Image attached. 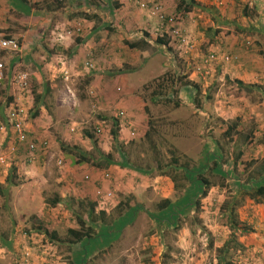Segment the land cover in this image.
Segmentation results:
<instances>
[{"label": "rangeland", "instance_id": "1", "mask_svg": "<svg viewBox=\"0 0 264 264\" xmlns=\"http://www.w3.org/2000/svg\"><path fill=\"white\" fill-rule=\"evenodd\" d=\"M25 1L0 0V35L24 46L0 52V264H264V0H195L189 12L180 0H95L91 13L83 0ZM66 37L79 56L56 72L48 55ZM214 53L230 60L205 64ZM14 92L32 138L50 143L34 163L7 123ZM80 222L94 237L71 244Z\"/></svg>", "mask_w": 264, "mask_h": 264}, {"label": "built area", "instance_id": "2", "mask_svg": "<svg viewBox=\"0 0 264 264\" xmlns=\"http://www.w3.org/2000/svg\"><path fill=\"white\" fill-rule=\"evenodd\" d=\"M83 4H84L83 8L85 9L84 11L90 13L93 9V6L88 4L86 0H83ZM143 6L145 5L143 4ZM154 13L156 12L154 11ZM159 13L160 12H158L157 14L159 15ZM159 18L162 22L161 25L162 29L166 28V25H170V26L174 25L175 20L173 17L170 16L168 17L163 14H160ZM173 33L177 36L180 45L184 46L185 52L187 53L193 52L196 49V43L194 41L190 40L187 37L181 36L180 34H178L177 30H174ZM69 34L71 35V31H68V35ZM21 51H22V44L21 42H19L18 39L15 38L7 39L4 36L0 35V52L20 53ZM218 58L220 61L230 60L229 56H222L220 58L218 57V55L214 53L207 57L205 64L218 61ZM4 67H5L4 63L0 62V80L4 78L3 76ZM199 74L202 78H205L210 74V70L207 66H205L202 69H200ZM15 82L21 90H26L29 87L28 74L21 73L17 75L15 78ZM69 92L71 93L70 90ZM121 115H123V113H121ZM27 117L28 115L25 109L22 108L15 101L13 105H11V109L7 117V123L13 130L14 134L16 135L18 142L20 144L26 145L25 148L27 151V161L33 163L37 159V153L39 151L47 152V150L50 147V143L47 140H39V139L29 140V132L26 127ZM62 163L63 161L60 160L59 165H62ZM5 164H6L5 157L0 156V172L2 171V168ZM99 194L101 195V192ZM108 196H111V194H108ZM103 197L104 195L102 194L101 198Z\"/></svg>", "mask_w": 264, "mask_h": 264}, {"label": "trees", "instance_id": "3", "mask_svg": "<svg viewBox=\"0 0 264 264\" xmlns=\"http://www.w3.org/2000/svg\"><path fill=\"white\" fill-rule=\"evenodd\" d=\"M21 1L26 2L25 0H21ZM64 1L65 0H62L59 4L60 5L63 4L62 2H64ZM86 1L90 5H93V2H95V0H86ZM118 1H120V0H116V8L120 9L121 8V4H119ZM184 5L187 6L186 7L187 10H185V12L186 11L189 12L193 7L199 6L200 4L197 3V2H195V0H191V2L189 4H188L187 0H180V3L178 5V10L181 11L182 10V7ZM83 6H84V4H83ZM4 37L7 38V39L13 38L11 36H4ZM148 37L153 42H155L157 45H160V46H169V44H170L169 40H167L166 38L161 37L159 35H155V36L154 35H148ZM128 46L131 49H138L139 48V43L128 44ZM7 53H9V52H7ZM87 66H90V64L87 63ZM41 97H42L41 94H40V96H37V101L38 102L41 99ZM38 102H36V103H38ZM34 117H38V113H35L34 114ZM236 127H237V124H236ZM233 128H235V126H233L230 129L232 130ZM114 134H115V136H117V132L116 131H114ZM90 137L93 139V136L92 135ZM29 140H33V138L30 136V134H29ZM251 140H252V138H251ZM83 161H86V160L83 158ZM213 164H214V167H211L208 170V173L213 172L218 167V164L216 162H214ZM99 165L101 167L106 166V165H104L102 163H100ZM107 166H111V162L110 161H107ZM263 175H264V167H263L262 171L258 173L257 176L261 177ZM198 177H199L200 181L204 184V187H205V191L203 192L202 197H206L207 196V193L211 189L212 182H211V180H209L207 177H205L202 174H200ZM174 183H176V182L174 181ZM256 194L259 195V196H264V186L259 187L258 190H257V192H256ZM255 195H252V197L255 198ZM171 205H172V200L166 199L158 207H159V209L161 211H164L168 207H170ZM104 215H105V213H102V216H104ZM80 225H81V230H76V229L70 230L71 235L75 239V240H72L71 241V244L82 243V241H84L85 239H92L94 237V231H95L94 228H92L91 226H87L84 222H80Z\"/></svg>", "mask_w": 264, "mask_h": 264}, {"label": "crops", "instance_id": "4", "mask_svg": "<svg viewBox=\"0 0 264 264\" xmlns=\"http://www.w3.org/2000/svg\"><path fill=\"white\" fill-rule=\"evenodd\" d=\"M197 2H199V3H207V2H212L214 5H216L217 7L218 6H221V5H223L224 3L225 4H230V5H234V7H236V6H239L240 4V2H239V0H196ZM241 1H244L245 2V9L247 8V5H249L251 2H252V0H241ZM123 3V2H122ZM254 9L255 10H257V9H259V7L261 6V4H260V2L258 1V0H255V2H254ZM122 9H123V12L122 13H124L125 12V16H127L128 15V17H129V15L131 16L132 15V13H130L129 11H127V9L125 8V6L123 7L122 6ZM260 12V11H259ZM225 13L227 14L226 15V18L227 19H230V20H233V18L231 17L233 14H235V12H234V10H232V9H228V10H226L225 11ZM129 19V18H128ZM152 25H154V26H156L157 25V22H155V24H150V26H152ZM258 26V28H259V24L257 25ZM253 28V30L255 31V30H257V31H260V29H258V28H255L254 26H252ZM262 30V29H261ZM67 34V33H66ZM68 35V34H67ZM56 44H54V46H53V49L52 50H54V47H55V50L53 51V52H51V54H49L48 56H50V58H53V59H59V61L62 63V64H59L58 66H55V65H50V67H52L53 68V70L54 71H60V72H62L63 71V73H64V71H66L67 70V67H66V64H68V63H70L71 62V60H73L74 58H77L76 56H79V54H78V50L76 51V50H69L70 49V47H71V42L69 41V39L66 37V38H64V39H61V40H58V41H56L55 42ZM23 47L24 46H22V49H23ZM70 51V52H69ZM59 57V58H58ZM62 57H65V58H62ZM70 59V60H69ZM11 62V61H10ZM16 61L15 60H13L12 61V63H11V68H12V66H13V64L15 63ZM10 65V64H9ZM21 65V64H20ZM66 69V70H65ZM50 71H52V70H50ZM67 72V71H66ZM51 73V72H50ZM63 76V75H62ZM65 76H66V74H65ZM65 76H63L64 78H65ZM11 94H13L14 95V99H13V101H11L10 102V104H9V106L10 105H13V103H14V101H16V98L17 97H19L20 95H19V93L18 92H14V93H11ZM63 94H65V92L63 93ZM28 128H29V133H31V137H34V131H32V130H30V128L32 129V125L30 124V123H28ZM5 129V127H1V130L3 131ZM38 129H41V126L38 124V126H34V128H33V130H35V131H37ZM8 130V129H7ZM9 131H10V129H9ZM3 132H5V130L3 131ZM11 133V132H10ZM3 134V133H2ZM13 136H15V134H13V133H11ZM33 134V135H32ZM8 133H5L4 134V136L2 137V139H3V141L5 142V141H7V139H8ZM4 157V156H3ZM5 159H6V157H5ZM43 159V158H42ZM8 163V162H7ZM5 164V166H8L9 164ZM10 172L9 171H7V172H5V175H7V174H9ZM0 183H4V180H0ZM255 264H259V263H255Z\"/></svg>", "mask_w": 264, "mask_h": 264}, {"label": "clouds", "instance_id": "5", "mask_svg": "<svg viewBox=\"0 0 264 264\" xmlns=\"http://www.w3.org/2000/svg\"><path fill=\"white\" fill-rule=\"evenodd\" d=\"M93 6V5H92ZM94 8V7H93ZM85 12V11H84ZM92 12V11H91ZM90 12V13H91ZM88 13V12H87ZM169 17V16H168ZM2 36V35H1ZM16 54V53H15ZM5 65V64H4ZM27 130H28V128H27ZM11 131L13 132V130L11 129ZM29 132V131H28ZM13 134H14V132H13ZM30 134V133H29ZM15 137H16V135H15ZM16 140H17V137H16ZM38 140V139H37ZM40 140V139H39ZM18 141V140H17ZM20 144V143H19ZM36 161V160H35ZM29 162V161H28ZM6 163H7V160H6ZM30 163V162H29ZM34 163V162H33ZM58 165H59V162H58ZM5 166V165H4ZM3 166V167H4ZM1 173V172H0Z\"/></svg>", "mask_w": 264, "mask_h": 264}]
</instances>
